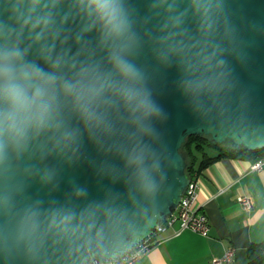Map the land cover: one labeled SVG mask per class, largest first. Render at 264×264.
<instances>
[{"label":"water","instance_id":"water-1","mask_svg":"<svg viewBox=\"0 0 264 264\" xmlns=\"http://www.w3.org/2000/svg\"><path fill=\"white\" fill-rule=\"evenodd\" d=\"M112 2L118 32L0 0V264L116 258L178 204L187 136L264 147V0Z\"/></svg>","mask_w":264,"mask_h":264},{"label":"crops","instance_id":"crops-1","mask_svg":"<svg viewBox=\"0 0 264 264\" xmlns=\"http://www.w3.org/2000/svg\"><path fill=\"white\" fill-rule=\"evenodd\" d=\"M252 161L221 156L202 168L196 174V207L208 218V234L188 229L173 234L175 224L157 234L156 242L134 264H210L212 256L229 247H234L229 264H246L247 246L264 238V163L253 169ZM240 194L251 197L250 210H243L238 203Z\"/></svg>","mask_w":264,"mask_h":264},{"label":"built area","instance_id":"built-area-1","mask_svg":"<svg viewBox=\"0 0 264 264\" xmlns=\"http://www.w3.org/2000/svg\"><path fill=\"white\" fill-rule=\"evenodd\" d=\"M263 163L264 155L252 161L250 167L253 169H259ZM198 187L199 182L196 174H194L190 177L189 182L185 186L176 207L154 227L151 233L153 234L152 242L146 243L145 239H143L127 251L119 254L116 258L106 259L103 262L90 261L88 264H134L156 242L157 234L164 232L175 224H177V226L173 228V234H178L182 230L188 229L206 236L209 230V221L205 212L196 207ZM237 200L243 210L251 209L252 199L249 195L240 194L238 195ZM233 257L234 247H229L224 250L221 255L212 256L210 264H229Z\"/></svg>","mask_w":264,"mask_h":264},{"label":"trees","instance_id":"trees-1","mask_svg":"<svg viewBox=\"0 0 264 264\" xmlns=\"http://www.w3.org/2000/svg\"><path fill=\"white\" fill-rule=\"evenodd\" d=\"M180 150L185 156V173L189 177L198 174L208 163L221 156L247 157L255 160L264 155V147L254 150L244 146L234 147L229 139L222 143H216L209 135L205 134L187 136L181 144ZM152 240L153 234L145 238L146 243H150ZM246 253V264H261L264 254V238L259 242L250 243L247 246Z\"/></svg>","mask_w":264,"mask_h":264},{"label":"clouds","instance_id":"clouds-1","mask_svg":"<svg viewBox=\"0 0 264 264\" xmlns=\"http://www.w3.org/2000/svg\"><path fill=\"white\" fill-rule=\"evenodd\" d=\"M91 3L96 6L98 12L103 14L102 18H106L107 23L113 25L114 30L118 32L121 28V24L118 22V5L112 0H91ZM120 67L126 75L132 72L130 65L121 64ZM5 95L9 100L13 99L8 90H6Z\"/></svg>","mask_w":264,"mask_h":264}]
</instances>
